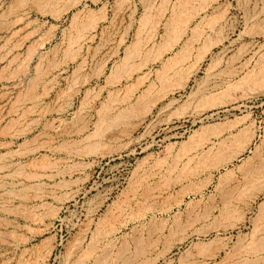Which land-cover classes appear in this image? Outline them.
Masks as SVG:
<instances>
[{
  "label": "rangeland",
  "instance_id": "obj_1",
  "mask_svg": "<svg viewBox=\"0 0 264 264\" xmlns=\"http://www.w3.org/2000/svg\"><path fill=\"white\" fill-rule=\"evenodd\" d=\"M0 264H264V0H0Z\"/></svg>",
  "mask_w": 264,
  "mask_h": 264
},
{
  "label": "bare ground",
  "instance_id": "obj_2",
  "mask_svg": "<svg viewBox=\"0 0 264 264\" xmlns=\"http://www.w3.org/2000/svg\"><path fill=\"white\" fill-rule=\"evenodd\" d=\"M254 14H255V13H254ZM246 19H247V18H246ZM144 22H145V21H144ZM142 23H143V21H142ZM207 41H208V40H207ZM135 43H136V42H135ZM137 43H139V42H137ZM132 46H133V45H132ZM134 46H135V45H134ZM205 47H206V46H205ZM206 48H207V47H206ZM203 50H204V49H203ZM204 51H205V50H204ZM201 52H202V51L200 50V53H201ZM130 54H131V52H129V53L127 52L125 58L130 57ZM210 127H211V126H210ZM212 130H213V131H212L213 133H215V134H220V131H219L218 129H216V127H213ZM207 131H208V130H207ZM242 131H243V130H242ZM202 133H203V132H202ZM245 133H246V130H245ZM245 133H244V134H245ZM204 134H205V133H204ZM202 135H203V134H202ZM202 135H201V136H202ZM239 135H240V134H239ZM240 136H241V135H240ZM198 138H199V137H198ZM192 139H193V140H196V139H197V136H196L195 139H194V137H193ZM192 139H191L190 141H192ZM199 139H200V138H199ZM199 139H197V141H198ZM200 140H201V139H200ZM239 141H240V140H239ZM194 142H195V141H194ZM184 149H186V148H184ZM184 149H183V150H184ZM54 212H55V211H54ZM48 254H49V253H48Z\"/></svg>",
  "mask_w": 264,
  "mask_h": 264
}]
</instances>
